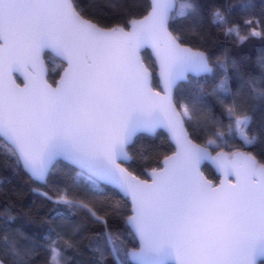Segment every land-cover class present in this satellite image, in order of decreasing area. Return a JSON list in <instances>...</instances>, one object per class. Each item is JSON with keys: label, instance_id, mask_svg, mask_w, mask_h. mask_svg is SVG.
I'll return each mask as SVG.
<instances>
[{"label": "snow or ice", "instance_id": "1", "mask_svg": "<svg viewBox=\"0 0 264 264\" xmlns=\"http://www.w3.org/2000/svg\"><path fill=\"white\" fill-rule=\"evenodd\" d=\"M96 7L79 0H0V138L10 144L15 166L34 179L46 181L65 162L96 194L103 195L101 184L116 189L122 199L111 204V213L123 226L111 228L98 210L67 192L55 198L41 193L53 204L43 241L14 226L10 207L0 210V264H35L42 251L44 264H73L83 254L80 242L51 225L69 221L74 209L103 224L89 238L94 264L107 256L115 264H264V156L248 150L264 143V128L253 127L252 103L264 102L258 86L264 85V54L253 75L242 72L227 50L213 59L211 51L189 46L171 30L183 19L200 34L207 19L243 43L247 37L230 19L236 6L214 5L205 13L197 0H182L178 8L176 0H149L146 14L123 13L111 23ZM251 36L264 33L253 28ZM148 50L155 71L145 61ZM49 52L66 64L53 83L46 78ZM230 67L248 98L229 87ZM221 72L209 95L223 106L227 123L199 91L176 95L182 82ZM160 129L175 151L142 179L131 170L130 150L136 139ZM230 141L240 147L226 151ZM205 162L223 177L219 184L202 171ZM127 237L138 247H129Z\"/></svg>", "mask_w": 264, "mask_h": 264}, {"label": "trees", "instance_id": "2", "mask_svg": "<svg viewBox=\"0 0 264 264\" xmlns=\"http://www.w3.org/2000/svg\"><path fill=\"white\" fill-rule=\"evenodd\" d=\"M182 0H176L177 8ZM203 7L205 13L214 5L227 7L235 5L231 9L230 19L233 23L240 26V34L246 36L247 39L241 43L232 37H226L223 32L211 26L207 19L203 24V32L194 35L190 30L189 21L177 19L172 22L174 34L181 35L183 41L189 46L200 47L201 50L208 49L211 51L213 59L227 50L228 55L234 59L240 66L242 72H250L253 75H259L260 68L258 66V58L264 54V36H251V31L264 33V0H197ZM82 5L94 3L96 11L104 22L111 23L114 18H123L122 14L127 13L129 16H140L146 14L148 0H79ZM122 3L126 7L118 8L115 5ZM247 3L250 5L247 9H241L239 5ZM252 20L251 25H245L244 21ZM259 22V23H257ZM201 36L203 39H201ZM48 65L47 79L50 83L56 81L64 68V63L53 57L50 53L45 56ZM145 61L151 70L155 71L154 60L149 51L145 52ZM204 76L192 77L190 81L180 84L176 95L178 99H183L191 94L200 92L207 97V103L213 108L214 114L224 119L227 123L226 113L223 106L215 102V98L209 95L212 92L213 85L218 83L220 76ZM229 87L234 94H238L241 98L249 97V89L244 86L243 79L233 68L228 70ZM264 87V85H258ZM257 107L255 112L254 128H264V102L252 101ZM197 136H202L199 131ZM198 142H200L198 140ZM230 147L225 148L226 151L235 150L240 147L238 141H230ZM10 147L0 138V210L10 207L12 214L17 217L14 222L15 227H19L23 232L30 236H34L38 241L48 234V221H51L52 214L50 209L53 204L45 198L41 193H47L55 198L61 192H67L70 197L83 201L93 210H98L97 214L105 217L111 228H121L122 221L118 220L111 213V204L122 199L121 195L113 188L100 185L103 195L96 194V190L83 178L77 176V169L67 165L65 162L58 163L56 169L47 177L45 184H39L32 180L30 176L22 169L14 164V158L9 154ZM174 150L167 135L158 131L155 135H143L136 139L134 146L130 150V155L134 156L135 163L131 170L141 178L146 179V170L158 166L165 155H169ZM218 150V149H217ZM257 154L258 158L264 156V143H259L255 148L248 149ZM202 171L206 177L217 182L218 176L212 168L205 164ZM130 208V203H129ZM79 226L76 232H73L75 226ZM56 227L57 231L66 233L65 239L74 238L80 242V249L83 253L75 256L73 264H94L95 254L88 247L89 238L103 231V224L94 222L93 218L85 209H74L70 214V220L65 222L56 220L51 225ZM129 247H137V241L132 237H127ZM66 255L73 256L69 250ZM47 259V253L41 252L36 258L35 264H44ZM104 264H115V260L111 256L105 258Z\"/></svg>", "mask_w": 264, "mask_h": 264}, {"label": "water", "instance_id": "3", "mask_svg": "<svg viewBox=\"0 0 264 264\" xmlns=\"http://www.w3.org/2000/svg\"><path fill=\"white\" fill-rule=\"evenodd\" d=\"M149 1V0H148ZM176 6H177V3H176ZM149 52H150V50H148ZM53 57H55V58H57V59H59L61 62H62V60H61V58H59V57H57L55 54H53V53H51V52H49ZM45 64H46V69H47V71H46V78H47V76H48V73H49V70H48V65H47V63H46V60H45ZM64 67H66V64H64ZM62 72H63V70H62ZM62 72H61V74H62ZM60 74V75H61ZM59 79V78H58ZM57 79V80H58ZM18 82H20V83H22V77H20V78H18ZM50 83V82H49ZM183 83V82H182ZM158 90H161L162 91V87L160 88V89H158ZM158 131H162V132H164L166 135H167V137H168V139H169V141H170V143L172 144V146H173V148H174V150L173 151H175V147H174V144L171 142V140H170V138H169V136H168V134H167V132L166 131H164V130H162V129H160V130H157V132ZM156 134V133H155ZM155 134H151V135H149V134H146V135H149V136H153V135H155ZM2 139V138H1ZM3 140V139H2ZM4 141V140H3ZM9 147H11L10 146V144H8L6 141H4ZM171 154V153H170ZM169 154V155H170ZM214 154V153H213ZM163 160V159H162ZM205 164H208L211 168H212V170L215 172V174L218 176V181L217 182H215V181H213L215 184H219L220 182H221V180L223 179V177L219 174V172L210 164V163H208V162H205V163H203L202 164V167L205 165ZM147 171H150V169L149 170H146V172ZM28 174V173H27ZM29 175V174H28ZM30 176V175H29ZM30 178L32 179V180H34V181H36L37 183H39V184H45L46 183V181H40V180H37V179H34V178H32L31 176H30ZM148 178V177H147ZM146 178V179H147ZM143 179V178H142ZM232 179L234 180V177H232ZM47 180V179H46ZM103 185V184H102ZM105 186H108V187H111V186H109V185H105ZM111 188H113V187H111ZM114 189V188H113ZM116 190V189H115ZM117 191V190H116ZM118 192V191H117ZM121 195V194H120ZM137 247H138V242H137Z\"/></svg>", "mask_w": 264, "mask_h": 264}]
</instances>
